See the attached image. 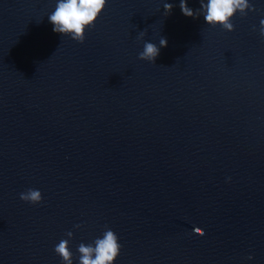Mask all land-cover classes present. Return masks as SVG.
<instances>
[{"label": "water", "instance_id": "1", "mask_svg": "<svg viewBox=\"0 0 264 264\" xmlns=\"http://www.w3.org/2000/svg\"><path fill=\"white\" fill-rule=\"evenodd\" d=\"M249 3L229 32L180 0H107L79 43L53 31L57 0H0V264H64L61 240L79 264L106 228L114 264H264V0Z\"/></svg>", "mask_w": 264, "mask_h": 264}, {"label": "clouds", "instance_id": "2", "mask_svg": "<svg viewBox=\"0 0 264 264\" xmlns=\"http://www.w3.org/2000/svg\"><path fill=\"white\" fill-rule=\"evenodd\" d=\"M107 0H57L56 8L48 16L49 22L53 25V31L62 36H70L72 40L83 43L86 29L93 27L95 21L106 7ZM180 9L183 15L191 18H203L208 25L221 26L229 32L234 30L231 23L237 12L241 16L247 15L246 10L255 11L249 0H200V8L193 10L188 7L187 0H180ZM173 5L164 4V12L171 13ZM255 30V28H254ZM259 33L264 36V19L260 21ZM167 46V39L161 37L159 47L151 42H145L143 51L139 53V59L154 63L160 53V48ZM20 199L30 203L38 204L42 201V194L37 189H28L20 194ZM75 227H80L76 225ZM195 233L203 235L201 228L196 227ZM69 239L72 238L71 231L66 233ZM121 245L118 242L116 233L107 229L102 238H97L94 244L78 246L79 264H114L120 254ZM54 251L62 258L64 264H73L72 252L69 249V240H61ZM252 259L251 256L248 257Z\"/></svg>", "mask_w": 264, "mask_h": 264}]
</instances>
